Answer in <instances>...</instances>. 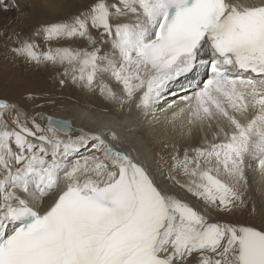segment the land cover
<instances>
[{"label":"snow or ice","instance_id":"snow-or-ice-1","mask_svg":"<svg viewBox=\"0 0 264 264\" xmlns=\"http://www.w3.org/2000/svg\"><path fill=\"white\" fill-rule=\"evenodd\" d=\"M12 10L19 0H0ZM0 37L60 86L150 123L163 113L184 140L203 133L161 167L118 121L77 132L32 95L0 98V264H264V210L259 225L214 219L247 208L252 162L264 176V0H81ZM177 90L189 94L169 101Z\"/></svg>","mask_w":264,"mask_h":264},{"label":"bare ground","instance_id":"bare-ground-1","mask_svg":"<svg viewBox=\"0 0 264 264\" xmlns=\"http://www.w3.org/2000/svg\"><path fill=\"white\" fill-rule=\"evenodd\" d=\"M30 1L32 9L37 11V14L39 13L40 16L44 15L52 18L51 22L67 18L77 13L78 6L81 2V0ZM246 2H259V0H246ZM34 11L32 12L34 13ZM185 94L189 93L177 90L176 96L169 95L167 98L169 101L176 100L179 103V97ZM72 97L75 99L73 103H61L45 113V115H51L56 119L71 122L77 132L81 129L90 132L99 131L105 127L113 126L118 121V127H116L118 134L137 148L142 158H145L150 164L155 165V163H159L161 167H166L161 157H164V160H166L165 157L168 158L172 144H175L181 149L182 155L183 148L186 145L199 146L203 143V133L197 135L194 140H184L181 138L179 127L173 131L166 132L165 129H171V125H165L163 113L160 114V123H150L152 117L144 118L134 106L131 111L127 108L117 111L100 96L95 97V99L86 97L88 100L87 103H82L84 102L81 101L82 96L75 94ZM90 106L92 108H89ZM171 114V111L167 113L169 118ZM177 124L179 125V122ZM208 138L210 139L211 137L209 136ZM246 174L249 177V194L254 202L263 210L264 176L260 174L254 162L246 170ZM188 199L189 202L195 203L194 198L189 197Z\"/></svg>","mask_w":264,"mask_h":264},{"label":"rangeland","instance_id":"rangeland-1","mask_svg":"<svg viewBox=\"0 0 264 264\" xmlns=\"http://www.w3.org/2000/svg\"><path fill=\"white\" fill-rule=\"evenodd\" d=\"M19 2L21 4L20 12L15 10L0 12V30L27 35L39 25L51 22L52 18L44 15L40 16L39 13L37 14V11L32 9L30 0H19ZM10 43V41L0 37V98L16 101L23 105L26 97L32 95L36 97L35 103L40 105V107L35 108V111L45 114L61 103H73L75 99L72 96H75V94L82 96L81 101H84L82 103H87V98L95 99V97L99 96L98 93H89L71 84L60 86L55 72L49 67H37L34 64H28L21 60L13 61L8 56L7 46ZM41 47L43 48L44 45L41 44ZM89 108H92V106ZM165 159L167 160L168 158L165 157ZM247 180L248 185L244 194L247 208L242 212L237 211L232 215L216 213L214 214L215 220L259 225L262 208L251 198L248 176ZM253 207L256 209V214L250 215Z\"/></svg>","mask_w":264,"mask_h":264}]
</instances>
